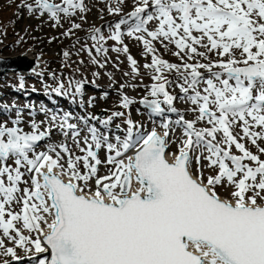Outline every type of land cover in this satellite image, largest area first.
<instances>
[{"label": "snow or ice", "instance_id": "6c2138e0", "mask_svg": "<svg viewBox=\"0 0 264 264\" xmlns=\"http://www.w3.org/2000/svg\"><path fill=\"white\" fill-rule=\"evenodd\" d=\"M18 7L53 27L71 21L65 36L89 11L86 0ZM107 12L121 18L107 34L95 28L77 55L103 69L110 41L117 54L129 53L125 37L139 42L152 83L138 103L154 126L124 111L99 120L104 131L88 123L97 117L79 118L81 127L71 113L47 109L40 121L31 111L26 121L19 108L0 117V255L11 258L3 264L22 261L18 250L47 254L36 264H264V0H115ZM156 43L174 47L180 63L161 59ZM127 60L124 75L138 76L137 61ZM85 82L57 81L51 90L80 94ZM178 99L192 119L178 112ZM135 102L121 95L119 106ZM154 117L163 118L162 132ZM117 118L123 135L110 136ZM53 133L63 141L39 150Z\"/></svg>", "mask_w": 264, "mask_h": 264}, {"label": "rangeland", "instance_id": "374dc122", "mask_svg": "<svg viewBox=\"0 0 264 264\" xmlns=\"http://www.w3.org/2000/svg\"><path fill=\"white\" fill-rule=\"evenodd\" d=\"M20 2L21 0H0V56H14L20 53L27 55L37 54L39 56L41 53L43 64L38 73L33 76L19 73L10 74L0 79V117L9 115L14 117L16 108H19L22 110L26 121L29 120L28 113L30 111L33 113L34 118L40 121L45 119L41 109H47L49 110V115L53 112L61 115L71 113L76 118L71 122L77 123L81 127H83L84 121L79 118L97 117L99 118L98 120H88V123L94 124L101 131H104L103 126L99 124V120L106 119L113 111H124L126 114L130 113V117L134 121L142 122L149 128L154 126L148 119V110L138 103L141 98L147 95L144 86H150L152 83L150 79L152 70L143 67L145 63L151 62V57L146 56L143 46L139 42L126 37L125 44L129 48V53L117 54L111 51L114 42L110 41L106 45L109 48L108 63L103 69L93 65L91 58L86 52H80L77 55V52L83 47L84 41H88L89 45L91 44L89 34L95 28L99 27L107 34L108 26L118 22L111 24L110 21L109 24H102L104 19L115 16L110 15L109 17L107 12V7L112 6L115 0H86V6L89 9L85 14L86 18L84 20L79 17L75 18V23H80L82 27L74 30V34L70 36H65L63 33L70 27L71 21L64 20L62 27H53L46 17L38 19L31 17L26 11H22L18 7ZM56 2H60V0H56ZM124 9L131 11L130 6ZM133 23L135 21H129V24ZM127 27L122 26L125 31H127ZM77 40H80L81 43L78 44ZM155 47L158 50L156 54L161 59L170 63H180L179 59L172 55L175 50L174 47L170 48V50H165L159 43H156ZM65 51L70 53V57L65 58L63 56ZM93 55H96L94 50ZM127 55H131L137 61L140 74L134 78L132 76L131 80L133 82H131L135 85H140L138 88L130 87L128 78L124 75L125 72L130 70L127 66V64L130 66V63H127ZM97 58L102 62L104 60L103 56ZM81 60L84 63H79ZM26 64L27 62H24V65ZM95 72L100 73L99 77L93 75ZM53 74H55V80L53 79ZM172 74L174 73L168 74L169 79H172ZM70 78L73 81H86L80 94L74 95L72 89H69L67 95H57L51 90L56 86L57 81H63L67 87ZM21 82L24 84L23 88L20 87ZM122 83L126 87L118 91ZM170 91L174 95H179V89L175 87L170 89ZM121 95H127L136 102L130 105L129 109H123L119 106ZM90 101L91 103H89ZM4 106H8L11 112H3ZM175 107L178 112H183L187 119L193 118L192 114L186 111L189 106L183 101L178 99L175 102ZM101 112L103 115L99 116L98 113ZM173 115L175 114L166 113V116L171 119H173ZM122 119L117 118L114 120L110 126L112 129L109 133L110 136L123 135V133L117 132L115 129L116 124H121L123 127ZM153 119L156 121L155 126H157L158 131L162 132L159 125L163 122V118L154 117ZM25 130L27 131L28 129L26 128ZM176 135H180L179 130H177ZM62 141L63 137L59 133H53L50 141L42 142V147L39 150H45L48 143L56 145ZM68 143L71 144V140ZM175 150L176 145H171L169 151ZM99 156L103 160L104 152L101 151ZM99 169H101L100 166ZM103 170L106 172L104 165ZM207 174L208 172L205 173V175ZM221 192H223L222 189ZM7 246L11 247L12 245L7 244ZM45 256L46 254H41L37 258L42 259ZM5 259L11 261L10 257L6 258L0 255V264H3ZM17 264L28 263L22 261Z\"/></svg>", "mask_w": 264, "mask_h": 264}, {"label": "water", "instance_id": "95a60500", "mask_svg": "<svg viewBox=\"0 0 264 264\" xmlns=\"http://www.w3.org/2000/svg\"><path fill=\"white\" fill-rule=\"evenodd\" d=\"M24 62H27L24 65ZM37 58L36 55H27L25 53H20L14 56H0V79L3 78L7 73H32L36 68ZM102 116V112L98 113Z\"/></svg>", "mask_w": 264, "mask_h": 264}, {"label": "bare ground", "instance_id": "6f19581e", "mask_svg": "<svg viewBox=\"0 0 264 264\" xmlns=\"http://www.w3.org/2000/svg\"><path fill=\"white\" fill-rule=\"evenodd\" d=\"M100 1V0H99ZM106 1V0H105ZM102 5V4H101ZM129 11H126L125 9L123 10V14L124 15H126L127 13H128ZM109 17H110V15H109ZM121 17L120 16H114V17H112V18H108V19H104V21H103V23L102 24H109V22L112 24L113 22H116V21H118L119 19H120ZM130 21H132V20H130ZM131 23V22H130ZM126 38V37H125ZM130 39V38H129ZM130 40H132V39H130ZM129 42V41H128ZM131 43V42H130ZM129 44V43H128ZM158 44V43H157ZM30 55H32V54H30ZM34 55H36V58H37V65L35 66L36 68L34 69V72L32 73V74H37L38 73V71L40 70V68H41V66H42V64H43V58H42V54L40 53L39 54V56L37 55V54H34ZM39 59H40V61H39ZM126 60V59H125ZM125 63V62H124ZM127 63H129V61L127 62ZM127 66L129 67V72L128 73H131V66H129L128 64H127ZM174 73V72H173ZM8 75H9V73H8ZM175 73L174 74H172V79L175 77ZM127 78H128V83H129V85H130V87H133L132 85H135V84H133L132 82V75L130 74V76H127ZM132 81V82H131ZM134 88H136V87H134ZM138 88V87H137ZM133 90V89H132ZM179 113H182L183 114V112H179ZM185 113V112H184ZM173 119H176L177 118V116H176V114L175 115H173V117H172ZM53 140V139H52ZM171 153V151H169V154ZM100 168L101 169H99V175H104L105 174V170H103V165H101L100 166ZM18 255H20V256H22V257H24V259L22 260V261H24L25 263H28V264H34L36 261H37V256L34 254V253H28V254H26V253H24L22 250H18ZM6 258H8V257H6ZM22 261H19V262H15V261H12L11 262V264H17V263H20V262H22Z\"/></svg>", "mask_w": 264, "mask_h": 264}]
</instances>
